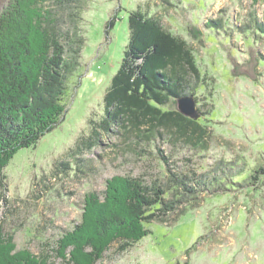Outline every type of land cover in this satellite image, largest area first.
I'll use <instances>...</instances> for the list:
<instances>
[{"label": "rangeland", "instance_id": "rangeland-1", "mask_svg": "<svg viewBox=\"0 0 264 264\" xmlns=\"http://www.w3.org/2000/svg\"><path fill=\"white\" fill-rule=\"evenodd\" d=\"M86 2L80 66L68 81L63 120L34 147L14 154L3 172L7 202L0 206V221L14 234L17 249L38 254L42 243L72 230L84 195L102 193L106 179L161 176L160 147L175 168L193 166L198 174L218 178L211 189L219 184L221 189L201 194L199 205L173 223L147 224V236L123 253L113 245L97 264H264V174L259 172L264 169V0ZM48 3L67 21L54 0ZM137 9L158 18L194 51L200 80L189 93L207 113L198 119L209 137L205 146L191 147L111 134L72 157L78 140L90 135L91 121L104 115V95L129 41L128 17ZM177 107L175 101L164 108ZM60 161L68 169L58 166ZM219 163L225 164L220 170Z\"/></svg>", "mask_w": 264, "mask_h": 264}, {"label": "trees", "instance_id": "trees-1", "mask_svg": "<svg viewBox=\"0 0 264 264\" xmlns=\"http://www.w3.org/2000/svg\"><path fill=\"white\" fill-rule=\"evenodd\" d=\"M86 1L54 0L66 13L63 21L48 7L49 0H0V206L7 202L3 172L10 159L34 147L63 120L68 81L80 66L84 36L79 25ZM112 25L113 19L107 27ZM128 30L127 49L104 95V115L98 123L91 121L90 135L78 140L70 155L90 151L111 134L139 142L167 139L205 146L209 131L202 119L164 108L192 97L189 91L200 80L194 51L158 18L139 9L129 14ZM156 154L163 165L161 176L149 181L129 175L106 179L102 193L84 195L72 230L42 243L38 254L17 249L14 234L0 221V264H54L52 259L97 264L113 245L123 253L147 236V224L173 223L187 208L199 205L201 194L221 189L220 184L211 189L218 178L198 174L189 165L182 171L175 168L160 147ZM58 166L68 169L64 161Z\"/></svg>", "mask_w": 264, "mask_h": 264}, {"label": "water", "instance_id": "water-1", "mask_svg": "<svg viewBox=\"0 0 264 264\" xmlns=\"http://www.w3.org/2000/svg\"><path fill=\"white\" fill-rule=\"evenodd\" d=\"M177 109L178 111L184 115L193 119H198L200 114L198 113L195 105V101L190 96H184L177 100Z\"/></svg>", "mask_w": 264, "mask_h": 264}]
</instances>
